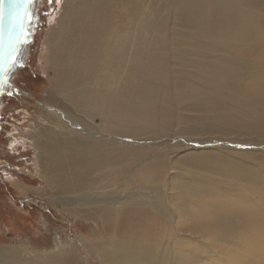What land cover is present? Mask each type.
<instances>
[{
  "label": "bare ground",
  "instance_id": "6f19581e",
  "mask_svg": "<svg viewBox=\"0 0 264 264\" xmlns=\"http://www.w3.org/2000/svg\"><path fill=\"white\" fill-rule=\"evenodd\" d=\"M150 24L165 29L153 36ZM50 31L61 108L36 122L38 164L98 220L102 263L208 264L211 248L222 259L214 248L233 251L247 235L257 249L264 146L248 141H264V0H64ZM168 134L246 144L194 139L164 154ZM49 244H27L38 264H83L67 243ZM11 251L0 249V264H30Z\"/></svg>",
  "mask_w": 264,
  "mask_h": 264
},
{
  "label": "rangeland",
  "instance_id": "374dc122",
  "mask_svg": "<svg viewBox=\"0 0 264 264\" xmlns=\"http://www.w3.org/2000/svg\"><path fill=\"white\" fill-rule=\"evenodd\" d=\"M63 3L64 0H59V3L57 0H51V2L39 0L33 31L26 46V54L12 75L10 84L4 89L0 101V249L6 247L12 250V253L22 254L30 264H38L42 257L32 248L27 247L28 243L37 246V244H49L46 243L47 241L50 242L48 246L51 247L62 242L81 252L83 264H103L96 252L97 240L100 236L99 232L96 234L99 226L98 220L91 219L85 213L86 209L76 204V200L71 201L66 197L62 189L50 188L53 186L52 179L45 178L47 174L40 170L33 140L37 127L36 122L45 107L61 108L60 99L51 92L53 70L48 61L50 55L48 38L51 28L56 24L59 9ZM138 15L142 13L139 11ZM149 20V22L153 21L150 18ZM144 24L140 22V29H144L142 28ZM147 27L153 32V36L162 34L165 29L164 27H153L152 24ZM155 30L157 35L154 34ZM254 55L258 58L263 57L256 53ZM262 66L264 67V64ZM17 72L20 74L16 77ZM33 77H40L43 82H35ZM182 136L183 134H168L166 137L170 144L162 146L160 150L166 154V149L175 147L173 145H187L189 141L195 140L202 143L209 141L219 143L214 147L222 151L228 150L220 144L230 146L232 149H239L246 144L242 140H233L231 135L216 137L215 135L188 134L187 137L181 138ZM161 137L154 138L153 143L148 146L140 147L144 149L155 142L166 139L165 136ZM130 138L124 137L125 142L122 141L120 144L132 141L136 143L141 140L135 137ZM248 142L252 143L253 148H258V144L264 146V141ZM135 143L125 146L135 147L137 144ZM188 150L186 146L177 149L179 155ZM197 235L200 236V234ZM202 238L205 239H202L203 241H207L205 236ZM246 238L249 241L250 236H245V243L236 246L233 251L227 249L220 251L219 248H214L218 253L220 252L222 259L217 257L218 255L213 253L211 248L212 257H208L204 263L212 264L220 261L222 264H237V259L248 256L255 257L254 259L257 260L252 264H264V239L260 240L262 243L259 241L257 249H250V245H246L248 243Z\"/></svg>",
  "mask_w": 264,
  "mask_h": 264
},
{
  "label": "snow or ice",
  "instance_id": "6c2138e0",
  "mask_svg": "<svg viewBox=\"0 0 264 264\" xmlns=\"http://www.w3.org/2000/svg\"><path fill=\"white\" fill-rule=\"evenodd\" d=\"M51 2V0H49ZM59 3V0H57ZM7 4V8L5 5ZM33 0H0V23L5 16L9 22V40L7 45L0 39V73L11 69L16 63L20 45L26 42V25L30 24L32 15L29 9ZM4 83L0 78V85Z\"/></svg>",
  "mask_w": 264,
  "mask_h": 264
},
{
  "label": "water",
  "instance_id": "95a60500",
  "mask_svg": "<svg viewBox=\"0 0 264 264\" xmlns=\"http://www.w3.org/2000/svg\"><path fill=\"white\" fill-rule=\"evenodd\" d=\"M38 5H39V0H33V4L31 6V8L29 9L33 18L31 20L30 24L26 25V33L27 34H26V37H23L24 39H26V42L20 45L19 52H18L17 57H16L18 60V63H16L11 69H9L3 73H0V78H3V80H4V83L2 85H0V101H1L4 89L10 84V79H11L12 75L16 72L20 62L22 61L24 55L26 54V48H27L26 46L29 42L30 35L33 31V24H34ZM5 7L7 8V4L5 5ZM8 28H9V22H8L7 16H5V19L3 20V22L0 23V39L3 40V43L5 45H7L8 40H9Z\"/></svg>",
  "mask_w": 264,
  "mask_h": 264
},
{
  "label": "trees",
  "instance_id": "16d2710c",
  "mask_svg": "<svg viewBox=\"0 0 264 264\" xmlns=\"http://www.w3.org/2000/svg\"><path fill=\"white\" fill-rule=\"evenodd\" d=\"M29 72V71H28ZM19 74H20V72H19ZM18 74V72H17V74H16V77H17V75H19ZM34 78V77H33ZM34 81L35 82H43V80L40 78V77H36V78H34Z\"/></svg>",
  "mask_w": 264,
  "mask_h": 264
}]
</instances>
